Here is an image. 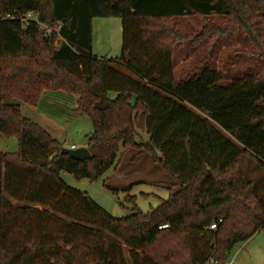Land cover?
<instances>
[{
	"label": "trees",
	"instance_id": "16d2710c",
	"mask_svg": "<svg viewBox=\"0 0 264 264\" xmlns=\"http://www.w3.org/2000/svg\"><path fill=\"white\" fill-rule=\"evenodd\" d=\"M110 17L122 21V55L97 58L93 20ZM192 17L233 27L206 25L191 38L172 23ZM229 32L247 36L264 59V0H1L0 134L17 138L19 150L0 153V264H226L264 230V76L229 80L212 65L215 40ZM184 41L208 54L177 80L174 54ZM45 91L77 97L74 112L93 124L92 160L72 159L24 116L22 104L52 106ZM129 149L171 181L169 198L148 213L135 207L115 218L61 178L97 181ZM241 157L257 164L260 179L248 177ZM22 214L40 218L23 221L22 239L8 243Z\"/></svg>",
	"mask_w": 264,
	"mask_h": 264
},
{
	"label": "rangeland",
	"instance_id": "374dc122",
	"mask_svg": "<svg viewBox=\"0 0 264 264\" xmlns=\"http://www.w3.org/2000/svg\"><path fill=\"white\" fill-rule=\"evenodd\" d=\"M172 23L176 25V30L179 33L191 38L202 33L206 25L224 29L233 27L227 19L219 17L207 19L199 17L182 18ZM92 31V53L94 56L97 58L116 59L122 55L123 34L120 18H95L92 24ZM203 44H206V41ZM213 50L211 51V54L213 52L212 65L221 71L227 79L242 78L246 75L248 76V74L258 78L264 76V59L254 57L255 47H253L251 41L243 33L234 34L229 32L223 35L215 40ZM206 54H208V51L204 45L199 47L198 51H195L191 47L190 41H184L179 45L174 54V70L177 80L184 79L189 74V71L195 67V59L198 57L199 60H203ZM42 94L45 96L44 101L47 96L55 99L52 102V106L45 111L53 117V122L58 123V127L53 134L58 135L63 149H72V146L76 149L86 147L88 136L92 134L94 129L89 118L79 116L74 112L77 97L61 92L52 93L45 91ZM4 102L20 103L9 97H6ZM30 108L34 107L22 104L21 111L25 117H29L28 111ZM141 123L143 127V122ZM139 135V141L147 142L149 140V136L144 130H139ZM18 150L19 144L17 138L4 137L0 134V153H17ZM135 154L136 151L132 149L123 150L119 155L115 167L97 181L77 179L69 173H62L61 178L67 186L87 194L115 218L131 215L135 207L144 213H148L158 208L161 201L169 198L168 184L171 181L164 170L155 166L149 157L143 156L134 162L133 157ZM239 162L241 168L248 174L249 178L251 177L256 180L262 177L263 171L257 169V167H253L257 166L254 161L247 157H241ZM128 196L134 197V201H128ZM9 201L12 205L23 209L33 208V210L52 213L50 209H45L41 206L30 204L17 205L16 202ZM19 215L17 217L18 224L15 225L12 232L8 235V243L13 240L12 237L22 239L21 235L25 233L22 227L23 221L33 218L35 224V221L40 218L33 214ZM52 216L58 218L63 223L75 224L71 220H67L61 216L53 214ZM50 228L54 230L53 226H50ZM92 230L95 232V229ZM35 233L37 236V232ZM87 241H91L89 237ZM59 244L61 248H71L64 246L62 242ZM124 249L128 258L131 250L125 246ZM227 262H233V264H264V230L253 236L246 243L236 246L227 255Z\"/></svg>",
	"mask_w": 264,
	"mask_h": 264
},
{
	"label": "crops",
	"instance_id": "0c3cea01",
	"mask_svg": "<svg viewBox=\"0 0 264 264\" xmlns=\"http://www.w3.org/2000/svg\"><path fill=\"white\" fill-rule=\"evenodd\" d=\"M45 96H43L44 98ZM47 100H51L50 96H47ZM43 100V99H42ZM30 119H32L35 123L39 124L42 128H44L47 132L52 134L55 138L58 139V135L53 134V132L57 129L58 123L53 122V117L45 113L42 109H40V105L34 108H30L28 111ZM61 128V127H60ZM59 140V139H58ZM73 147V146H72Z\"/></svg>",
	"mask_w": 264,
	"mask_h": 264
},
{
	"label": "water",
	"instance_id": "95a60500",
	"mask_svg": "<svg viewBox=\"0 0 264 264\" xmlns=\"http://www.w3.org/2000/svg\"><path fill=\"white\" fill-rule=\"evenodd\" d=\"M63 153L70 155L72 159L77 160V161L92 160V155L89 152L87 147L77 148V149H68V150L64 149Z\"/></svg>",
	"mask_w": 264,
	"mask_h": 264
},
{
	"label": "built area",
	"instance_id": "2783aa9c",
	"mask_svg": "<svg viewBox=\"0 0 264 264\" xmlns=\"http://www.w3.org/2000/svg\"><path fill=\"white\" fill-rule=\"evenodd\" d=\"M31 17H32V15H28V16H27V19H29V18H31ZM48 33L50 34V33H51V30H48ZM72 149H76V148L73 146ZM221 222H222V220H221ZM167 228H168L167 225L161 227V229H167ZM210 229H211V230H216V225H215V224L212 225V226L210 227ZM206 264H221V263H220L219 261H217L216 259L211 258ZM226 264H233V262H227Z\"/></svg>",
	"mask_w": 264,
	"mask_h": 264
}]
</instances>
